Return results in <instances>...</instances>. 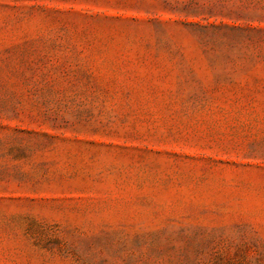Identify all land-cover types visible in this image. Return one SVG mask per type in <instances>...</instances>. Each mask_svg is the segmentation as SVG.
<instances>
[{
  "label": "rangeland",
  "instance_id": "1",
  "mask_svg": "<svg viewBox=\"0 0 264 264\" xmlns=\"http://www.w3.org/2000/svg\"><path fill=\"white\" fill-rule=\"evenodd\" d=\"M0 264H264V0H0Z\"/></svg>",
  "mask_w": 264,
  "mask_h": 264
}]
</instances>
